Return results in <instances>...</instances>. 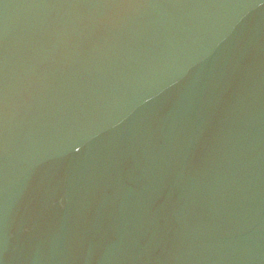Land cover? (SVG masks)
Masks as SVG:
<instances>
[{
    "label": "water",
    "instance_id": "water-1",
    "mask_svg": "<svg viewBox=\"0 0 264 264\" xmlns=\"http://www.w3.org/2000/svg\"><path fill=\"white\" fill-rule=\"evenodd\" d=\"M0 264H264V0H0Z\"/></svg>",
    "mask_w": 264,
    "mask_h": 264
}]
</instances>
